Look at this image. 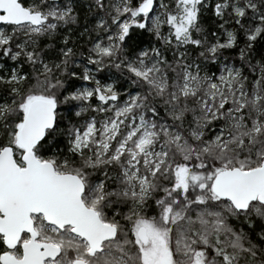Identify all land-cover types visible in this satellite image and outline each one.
Here are the masks:
<instances>
[{"label": "snow or ice", "instance_id": "1", "mask_svg": "<svg viewBox=\"0 0 264 264\" xmlns=\"http://www.w3.org/2000/svg\"><path fill=\"white\" fill-rule=\"evenodd\" d=\"M0 264H264V0H0Z\"/></svg>", "mask_w": 264, "mask_h": 264}]
</instances>
